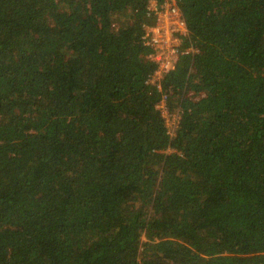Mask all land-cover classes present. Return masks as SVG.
I'll return each mask as SVG.
<instances>
[{
  "label": "trees",
  "instance_id": "obj_1",
  "mask_svg": "<svg viewBox=\"0 0 264 264\" xmlns=\"http://www.w3.org/2000/svg\"><path fill=\"white\" fill-rule=\"evenodd\" d=\"M151 1L0 0V264H264V0Z\"/></svg>",
  "mask_w": 264,
  "mask_h": 264
},
{
  "label": "built area",
  "instance_id": "obj_2",
  "mask_svg": "<svg viewBox=\"0 0 264 264\" xmlns=\"http://www.w3.org/2000/svg\"><path fill=\"white\" fill-rule=\"evenodd\" d=\"M149 14L153 15L154 18L152 23L146 25V42L151 46L160 47L166 51L164 54L156 53L152 55L153 58L160 62L162 68H166L169 65V61L174 60L175 55L179 52L181 44L179 34H186L189 28L177 0H152L149 5ZM160 74V70L157 69L152 75V81L158 85ZM165 99L166 95L164 94L159 107L169 112L165 105ZM162 112L165 115L163 110ZM170 126L168 124L169 131L170 129L172 130Z\"/></svg>",
  "mask_w": 264,
  "mask_h": 264
},
{
  "label": "rangeland",
  "instance_id": "obj_3",
  "mask_svg": "<svg viewBox=\"0 0 264 264\" xmlns=\"http://www.w3.org/2000/svg\"><path fill=\"white\" fill-rule=\"evenodd\" d=\"M161 109L165 113V117L167 118V124L171 125L170 127L172 128V130H174L175 129V125L177 123V114H176V112H172L171 113L170 111L169 112L165 111L164 108H161ZM172 130L170 129L171 133H173Z\"/></svg>",
  "mask_w": 264,
  "mask_h": 264
}]
</instances>
